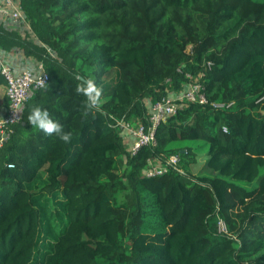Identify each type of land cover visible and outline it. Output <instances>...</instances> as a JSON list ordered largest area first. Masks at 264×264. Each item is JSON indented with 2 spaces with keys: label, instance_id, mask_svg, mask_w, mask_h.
I'll return each mask as SVG.
<instances>
[{
  "label": "trees",
  "instance_id": "1",
  "mask_svg": "<svg viewBox=\"0 0 264 264\" xmlns=\"http://www.w3.org/2000/svg\"><path fill=\"white\" fill-rule=\"evenodd\" d=\"M19 2L40 44L3 25L0 48L35 57L49 82L0 147V264H264V0ZM202 71L208 103L131 154L116 121L147 125ZM85 78L102 87L97 106L75 90ZM34 107L71 140L32 128ZM188 140L205 141L213 175L190 172ZM172 154L178 169L145 175Z\"/></svg>",
  "mask_w": 264,
  "mask_h": 264
},
{
  "label": "built area",
  "instance_id": "2",
  "mask_svg": "<svg viewBox=\"0 0 264 264\" xmlns=\"http://www.w3.org/2000/svg\"><path fill=\"white\" fill-rule=\"evenodd\" d=\"M7 23L20 24V28H14L15 31L28 41L40 43L25 17L19 0H0V26H7ZM212 65L213 62L207 61L206 68L209 70ZM37 69V72L25 69L19 74H14L11 67L5 65L0 60V77L5 82L4 93L7 99V110L4 115L0 116V147L9 138L12 126L22 121L27 101L36 91L44 88L49 82V76L41 62H38ZM204 75L203 71L199 72L195 77L186 73L188 82L185 87L175 92L172 97L163 96L151 105L148 112L147 125L138 123L133 127L128 123L116 121V124L124 126L133 137V141L129 147L131 154H134L142 146L154 145L156 142L155 131L157 126L162 121H165L167 117L176 114L184 105L188 103H198L201 105L208 103L204 93V86L201 82ZM230 104L211 102L213 107L218 108L227 107ZM223 130L227 131L225 127ZM178 161L179 156L172 154L165 163L150 162L145 175L151 177L162 175L169 168L178 169ZM217 228L221 233L227 232L226 226L221 220H218Z\"/></svg>",
  "mask_w": 264,
  "mask_h": 264
},
{
  "label": "clouds",
  "instance_id": "3",
  "mask_svg": "<svg viewBox=\"0 0 264 264\" xmlns=\"http://www.w3.org/2000/svg\"><path fill=\"white\" fill-rule=\"evenodd\" d=\"M75 90L77 93L87 97L85 101L86 108L100 104L102 87L95 82L94 78L83 79V82L78 84ZM28 122L32 125V128L47 136H55L65 143L69 142L72 138V133L66 131L59 121L53 119L46 108L34 107L28 116Z\"/></svg>",
  "mask_w": 264,
  "mask_h": 264
},
{
  "label": "crops",
  "instance_id": "4",
  "mask_svg": "<svg viewBox=\"0 0 264 264\" xmlns=\"http://www.w3.org/2000/svg\"><path fill=\"white\" fill-rule=\"evenodd\" d=\"M7 29L20 28L19 25L7 23ZM0 60L5 65L11 67L14 74H19L25 69L37 72L38 60L33 56H27L23 53L21 48H0ZM5 82L2 77H0V116L4 115L7 110V99L5 96Z\"/></svg>",
  "mask_w": 264,
  "mask_h": 264
},
{
  "label": "rangeland",
  "instance_id": "5",
  "mask_svg": "<svg viewBox=\"0 0 264 264\" xmlns=\"http://www.w3.org/2000/svg\"><path fill=\"white\" fill-rule=\"evenodd\" d=\"M23 37V36H21ZM27 40V39H26ZM28 41V40H27ZM40 44V43H39ZM110 74H114V70L110 71ZM180 148L190 147L195 155V162L189 166V170L194 175H213L214 172L207 167V144L203 140L183 141L177 145ZM264 173V169H261V174ZM246 188H253L257 181L252 183L239 182Z\"/></svg>",
  "mask_w": 264,
  "mask_h": 264
},
{
  "label": "water",
  "instance_id": "6",
  "mask_svg": "<svg viewBox=\"0 0 264 264\" xmlns=\"http://www.w3.org/2000/svg\"><path fill=\"white\" fill-rule=\"evenodd\" d=\"M82 79V77H80Z\"/></svg>",
  "mask_w": 264,
  "mask_h": 264
}]
</instances>
